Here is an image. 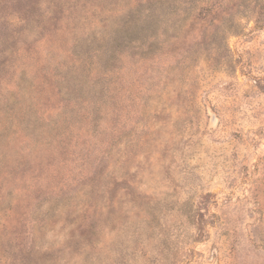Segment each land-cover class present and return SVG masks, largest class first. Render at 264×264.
Wrapping results in <instances>:
<instances>
[{
  "label": "rangeland",
  "instance_id": "rangeland-1",
  "mask_svg": "<svg viewBox=\"0 0 264 264\" xmlns=\"http://www.w3.org/2000/svg\"><path fill=\"white\" fill-rule=\"evenodd\" d=\"M0 264H264V0H0Z\"/></svg>",
  "mask_w": 264,
  "mask_h": 264
}]
</instances>
